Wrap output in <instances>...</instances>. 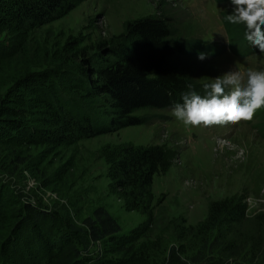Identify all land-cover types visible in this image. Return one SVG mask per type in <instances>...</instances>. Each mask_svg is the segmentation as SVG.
<instances>
[{
	"label": "rangeland",
	"instance_id": "1",
	"mask_svg": "<svg viewBox=\"0 0 264 264\" xmlns=\"http://www.w3.org/2000/svg\"><path fill=\"white\" fill-rule=\"evenodd\" d=\"M232 8L230 0L222 3L215 0H80L63 16L37 27L16 30L0 19V98L19 102L24 107L21 118L27 125H32L35 132L46 130V135L49 134V137L43 134L33 139L31 144L22 139L10 147L25 162L42 168L55 180L56 186L55 189L42 187L25 169L12 176L2 172L0 177L15 189L19 198L37 200L46 208H55L62 217L77 225H81V217L94 206L103 205L118 222L121 233L138 227V239L132 238L131 242L152 247L151 258L155 261L165 257L172 244L181 255L212 244L213 250L209 248V253L204 254L203 262L209 259L215 264H264V136L258 125L264 110L257 111L249 121L186 127L172 115V108H141L131 112L139 120L136 125L74 138L67 125L54 118L40 96L15 95L14 86L9 87L12 80L25 76H21L23 72L52 71L57 74L54 85L44 81L43 86L56 87V91L49 90L57 93L61 101L72 97L94 120L107 123L109 114L99 96H86L82 91L71 89L64 72L83 67L84 58L94 56L100 46L120 42L126 22L144 16H163L173 30V44L197 41L200 52L208 54L204 60H199L197 54L168 58L170 66L191 78L195 86L192 90L204 95V82L236 67L264 69V53L258 49L238 55L227 48L218 14L231 12ZM246 47L242 44L239 48ZM124 145H158L173 153L168 167L152 175L149 215L126 208L120 190L109 185L108 157ZM250 198L259 203L252 206ZM215 200L244 206V219L234 226L235 235L229 236L238 254L224 260L217 258L216 248L227 245L215 235L207 220L209 205ZM118 243L107 239L103 245L95 243L89 250L92 254L102 250L106 257L128 260L137 245L127 248L124 245L123 250H118ZM19 249L21 246L3 252L4 264H28L25 256L18 253ZM143 251L136 255L139 264L150 250Z\"/></svg>",
	"mask_w": 264,
	"mask_h": 264
},
{
	"label": "trees",
	"instance_id": "2",
	"mask_svg": "<svg viewBox=\"0 0 264 264\" xmlns=\"http://www.w3.org/2000/svg\"><path fill=\"white\" fill-rule=\"evenodd\" d=\"M78 1L0 0V19L10 23L12 29L16 30L37 27L63 16ZM215 1L222 3L225 0ZM229 13L221 11L218 14L227 37V48L238 55L256 51L258 48L245 39L243 25L226 22L224 17ZM172 34L173 30L163 16L133 19L124 24L120 42L100 46L94 56L84 58L83 67L64 72V78L71 89L82 91L86 96H99L101 105L109 114L107 123L94 120L88 110L78 105L72 97L61 101L57 93L49 90L56 91V87L43 86L44 81L51 85L54 83L57 74L52 71L23 72L21 76H25L12 80L9 87L11 89L14 86L15 95L40 96L54 118L65 123L74 138L90 137L136 125L139 120L131 112L141 108H172L175 103H182L184 93L195 88L189 76L170 66L168 58L173 55H196L201 49L197 41L173 44ZM242 44L248 47L241 50L239 47ZM17 103L16 100L0 98V173L12 176L20 169H25L37 178L42 187L55 189L54 179L46 175L42 168L25 162V158L10 147L22 139L28 145L43 134L49 137L46 130L35 132L32 125H27L21 118L24 107ZM262 110L264 108L258 112ZM258 125L264 136V116ZM172 157L171 151L158 145L120 146L108 157L109 185L120 190L126 208L139 209L149 215L152 175L164 171ZM4 180L0 177V264H4L3 252H10L16 246H21L18 253L25 256L24 260L28 264H139L136 255L143 254L145 249L150 251H146V257L140 264H215L210 263L209 259L202 261L204 254L209 253V248L213 250L211 243L209 247L203 245L186 255H181L172 244L165 257L155 261L151 258L152 247L142 246V243L136 246L131 242L132 238L138 239V227L129 233H121L118 222L103 205L94 206L81 217V225H77L62 217L55 208H46L37 200L30 202L19 198L15 189ZM242 219L244 206L238 202L215 200L209 205L207 220L210 228L227 245L213 247L218 252V259L224 260L238 254L229 236L235 235L234 226ZM107 239L119 241L118 250H123L124 245L126 248L130 245L136 246L137 252H130L129 261L117 256L106 257L102 250L90 253V246L95 243L103 245Z\"/></svg>",
	"mask_w": 264,
	"mask_h": 264
},
{
	"label": "clouds",
	"instance_id": "3",
	"mask_svg": "<svg viewBox=\"0 0 264 264\" xmlns=\"http://www.w3.org/2000/svg\"><path fill=\"white\" fill-rule=\"evenodd\" d=\"M232 11L224 17L231 25H243L247 42L264 53V0H230ZM207 53L199 52L204 60ZM205 94L190 90L175 103L172 115L186 127H210L249 121L264 108V69L228 71L202 84ZM191 88V85H189ZM252 206L259 202L250 198Z\"/></svg>",
	"mask_w": 264,
	"mask_h": 264
}]
</instances>
